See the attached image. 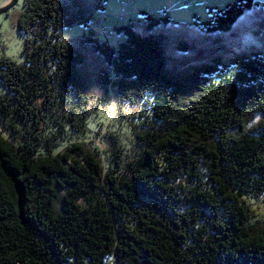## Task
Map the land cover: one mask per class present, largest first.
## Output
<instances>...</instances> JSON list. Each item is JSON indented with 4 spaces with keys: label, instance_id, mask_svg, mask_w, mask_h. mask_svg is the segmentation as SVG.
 <instances>
[{
    "label": "trees",
    "instance_id": "trees-1",
    "mask_svg": "<svg viewBox=\"0 0 264 264\" xmlns=\"http://www.w3.org/2000/svg\"><path fill=\"white\" fill-rule=\"evenodd\" d=\"M71 1L23 0L24 59L0 57V264H264V221L250 224L244 201L264 197L261 54L180 76L161 36L119 25L106 49L87 32L105 65L96 102L112 90L144 115L120 136L131 147L104 130L86 140L82 58L59 30L90 16ZM252 6L233 0L194 25L224 33Z\"/></svg>",
    "mask_w": 264,
    "mask_h": 264
},
{
    "label": "rangeland",
    "instance_id": "rangeland-1",
    "mask_svg": "<svg viewBox=\"0 0 264 264\" xmlns=\"http://www.w3.org/2000/svg\"><path fill=\"white\" fill-rule=\"evenodd\" d=\"M10 0H0V6ZM103 0L100 8L95 9L96 0H72L69 14H74L84 6L90 16L87 28L82 30L77 23L61 28V41L77 56L82 58L78 66V75L83 82L84 92L89 96L88 113L84 120V139H93L95 134L110 132L120 140L125 148L131 147L129 134L136 120L144 115L142 107L129 106L118 102L112 90L105 102H96L99 97L96 79L105 69L104 62L94 45L84 43L82 36L87 32L96 43L110 41L107 31L115 30L119 25L131 24L134 32L142 37L161 36L164 39L163 50L166 70L174 75L184 76L194 68L208 64L211 59H230L238 54L258 52L264 61V0H252V8L244 12L224 33L205 34L194 24L206 21L211 15L209 10H222L233 0ZM93 2V3H92ZM23 0L16 3L5 13L0 14V57L17 64L24 56L23 38L17 31L16 18L23 11ZM143 13L157 22V26L146 29L138 26L144 23ZM180 44L185 49L180 48ZM263 54V55H262ZM119 104V105H118ZM258 117L256 116L255 119ZM97 135V136H98ZM100 148L104 150V145ZM244 201L250 211L249 223L264 221V197L247 198ZM110 257L104 264H113Z\"/></svg>",
    "mask_w": 264,
    "mask_h": 264
},
{
    "label": "built area",
    "instance_id": "built-area-1",
    "mask_svg": "<svg viewBox=\"0 0 264 264\" xmlns=\"http://www.w3.org/2000/svg\"><path fill=\"white\" fill-rule=\"evenodd\" d=\"M119 5L121 6H124L125 5V1H122V0H115ZM79 28H85L87 27L86 25H83V22H81L79 25H78ZM111 32H107L106 33V36L109 37L111 36ZM103 48H106V49H109L111 48V46H113L114 44H109L107 41H104V42H100L99 43Z\"/></svg>",
    "mask_w": 264,
    "mask_h": 264
},
{
    "label": "water",
    "instance_id": "water-1",
    "mask_svg": "<svg viewBox=\"0 0 264 264\" xmlns=\"http://www.w3.org/2000/svg\"><path fill=\"white\" fill-rule=\"evenodd\" d=\"M17 0H10L7 3H5L4 5L0 6V14L5 13L8 9H10Z\"/></svg>",
    "mask_w": 264,
    "mask_h": 264
},
{
    "label": "crops",
    "instance_id": "crops-1",
    "mask_svg": "<svg viewBox=\"0 0 264 264\" xmlns=\"http://www.w3.org/2000/svg\"><path fill=\"white\" fill-rule=\"evenodd\" d=\"M167 21L165 20V23H166ZM122 25V24H121ZM138 26H140V27H142L143 26V28H146V23L144 22L143 24H140V25H138ZM154 26H157V24H155ZM154 26H152V27H154ZM147 29V28H146ZM149 29H151V28H149ZM89 34H90V39L91 40H93V38L91 37V33L90 32H88ZM80 39H82V37L80 38ZM83 40V39H82ZM94 41V40H93ZM110 41H112V40H110ZM263 55V54H262ZM264 56V55H263ZM215 59V58H214ZM211 60H213V59H211ZM210 60V61H211Z\"/></svg>",
    "mask_w": 264,
    "mask_h": 264
}]
</instances>
